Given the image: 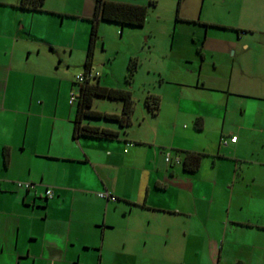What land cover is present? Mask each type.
Returning a JSON list of instances; mask_svg holds the SVG:
<instances>
[{"label": "crops", "instance_id": "obj_1", "mask_svg": "<svg viewBox=\"0 0 264 264\" xmlns=\"http://www.w3.org/2000/svg\"><path fill=\"white\" fill-rule=\"evenodd\" d=\"M107 1L147 8L141 26L110 22L119 34L167 21L177 58L145 91L156 111L85 120L113 138L73 135L69 60L44 50L64 45L24 21L90 22L95 0H0V264H264V0ZM186 151L201 153L194 171Z\"/></svg>", "mask_w": 264, "mask_h": 264}, {"label": "rangeland", "instance_id": "obj_2", "mask_svg": "<svg viewBox=\"0 0 264 264\" xmlns=\"http://www.w3.org/2000/svg\"><path fill=\"white\" fill-rule=\"evenodd\" d=\"M70 13L72 14H65L63 18L49 13L34 14L33 18L30 17L32 15L26 14L24 21L34 25L40 38L64 45V48L51 46V48L45 47L44 50L47 49L48 54L55 52L54 54L63 58L65 62L69 60V66L61 69L66 74H70L74 81V76L84 71L91 22L81 20L75 12ZM250 13L251 20L257 15H259L258 20L264 19L261 9L257 15L254 11ZM246 14L249 15L242 13L241 18H249ZM148 18L150 19L143 28L126 27L122 34H119L115 24L99 20L91 57L92 68L98 70L103 80L114 85L112 87H124L131 91L137 108L142 107L147 95L145 91L160 77L158 71L164 68L163 65L177 63L176 46L169 49L172 31L170 24L163 20L156 21L151 16ZM168 51L171 53L169 54ZM167 55L170 60L165 62ZM130 59L135 60L137 64L136 70H133L132 75L127 78V64ZM147 70H150V74H147ZM262 72L263 70H260V73ZM256 78L255 82L258 83L260 78ZM72 87L76 88V86ZM115 103L117 102L104 97H96L93 101L94 108L101 111H115Z\"/></svg>", "mask_w": 264, "mask_h": 264}, {"label": "trees", "instance_id": "obj_3", "mask_svg": "<svg viewBox=\"0 0 264 264\" xmlns=\"http://www.w3.org/2000/svg\"><path fill=\"white\" fill-rule=\"evenodd\" d=\"M44 0H20L18 6L32 10H41ZM147 8L145 5L131 4L125 2H113L107 0H95L94 10L90 17L91 27L88 36V47L84 60V71H90L92 49L97 37V23L99 20L118 23L119 25L141 26L146 18ZM136 61L130 59L127 64L129 78L135 68ZM77 87L78 95L72 105L75 107L73 135H85L91 137L113 138L117 131L106 127L92 125L85 120L104 119L117 122L120 126L130 123V115L133 110L134 100L131 91L124 87H111L100 84L97 76L86 79L82 83L73 81ZM94 97H105L121 101L119 113L105 112L92 108ZM144 104L151 111L158 108V98L146 99ZM201 159V153L186 151L181 160L182 168L186 171L197 169ZM180 162V161H179ZM237 264H242L238 262Z\"/></svg>", "mask_w": 264, "mask_h": 264}, {"label": "built area", "instance_id": "obj_4", "mask_svg": "<svg viewBox=\"0 0 264 264\" xmlns=\"http://www.w3.org/2000/svg\"><path fill=\"white\" fill-rule=\"evenodd\" d=\"M97 75H98L97 72L83 71V72H80V73H78V74H76L74 76V82L80 84L84 80L96 77ZM77 95H78L77 87L75 89L72 87L71 90L69 91L68 103L69 104H73V102L75 101ZM235 140H236V136L232 135L228 139L227 138H223L221 140V144L223 146H226L228 144V142H235ZM174 159H175V162H179V158L178 157H176ZM165 160L166 161L170 160V156H169L168 153H166V155H165ZM17 186H21V187H24L25 189H28L29 187H31V184L23 183V182H17ZM44 193H45V196H47V197H51L53 195L51 188H46L44 190ZM97 195L99 197L105 198V199H110V200H114L115 199L114 196L112 194H110V192H108L106 190L97 192Z\"/></svg>", "mask_w": 264, "mask_h": 264}]
</instances>
